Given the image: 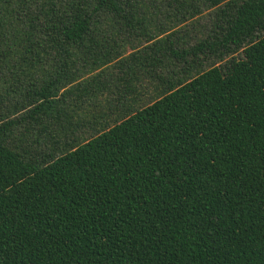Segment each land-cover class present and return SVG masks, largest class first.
Listing matches in <instances>:
<instances>
[{"label": "trees", "instance_id": "16d2710c", "mask_svg": "<svg viewBox=\"0 0 264 264\" xmlns=\"http://www.w3.org/2000/svg\"><path fill=\"white\" fill-rule=\"evenodd\" d=\"M0 264H264V0H0Z\"/></svg>", "mask_w": 264, "mask_h": 264}, {"label": "rangeland", "instance_id": "374dc122", "mask_svg": "<svg viewBox=\"0 0 264 264\" xmlns=\"http://www.w3.org/2000/svg\"><path fill=\"white\" fill-rule=\"evenodd\" d=\"M203 20H200V22H202Z\"/></svg>", "mask_w": 264, "mask_h": 264}]
</instances>
